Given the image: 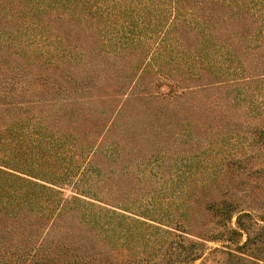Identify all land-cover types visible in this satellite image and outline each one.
I'll use <instances>...</instances> for the list:
<instances>
[{"label":"trees","instance_id":"16d2710c","mask_svg":"<svg viewBox=\"0 0 264 264\" xmlns=\"http://www.w3.org/2000/svg\"><path fill=\"white\" fill-rule=\"evenodd\" d=\"M110 18L128 25L126 30L121 29L123 46L140 42L148 35L155 36L160 43L146 49L145 60L133 84L124 90L125 96H132L134 84L145 68L155 66L154 72H161L165 59L166 75L173 77L170 86L182 92L222 85L241 89V86L256 87L264 83V0H0V232L12 236L18 230L19 238L27 235L23 239L26 249L20 255L21 264H32L31 261L34 264H115L103 256L117 248V224L110 214L102 213L115 214L113 209L75 196L69 201L57 189L37 190L36 182L20 176L37 178L39 153L42 164L53 158L54 170L42 172L56 175L59 185L51 184L60 187L66 184V177L77 175L67 182L76 193H87L90 195L87 197L106 204H109L106 201L114 203L119 185L102 179L92 183L89 160L72 167L69 162L63 165V174H56L65 161L59 149L62 140L69 138L71 123L76 118L75 105L86 97L103 70L99 69L100 60L86 59L90 49L85 45L86 38L107 34L105 21ZM68 26L84 33L85 38L71 46L70 43L50 46V40L37 45L36 30L37 35L45 38L66 36L68 40ZM121 44L118 49H126ZM103 46L98 51H107ZM191 80L196 84H190ZM237 95H242L240 90L232 99L237 100ZM259 103H249L242 113L261 114L257 110ZM104 139L105 136H100L84 144L87 147L82 150L88 149L93 154L104 148ZM236 203L223 200L220 204L211 201L208 205L224 225L231 222L232 215L236 216L234 227L225 230L228 240L258 224L251 218H261L264 222L263 212L251 214L238 209ZM185 208L181 217H186ZM176 223L179 225L178 220ZM74 224L86 226L93 235L82 238V244L53 236L49 240L42 236L37 242L39 228L44 233L50 228L70 233L72 230L68 228ZM258 232L253 239L264 242V224ZM250 240L252 237L247 234L237 250L248 248ZM85 241L88 245H83ZM106 247L108 250H104ZM145 253L155 254L154 251ZM176 255L177 261H181V255ZM201 256V250L192 249L182 257L192 262ZM135 259L129 264H136Z\"/></svg>","mask_w":264,"mask_h":264},{"label":"rangeland","instance_id":"374dc122","mask_svg":"<svg viewBox=\"0 0 264 264\" xmlns=\"http://www.w3.org/2000/svg\"><path fill=\"white\" fill-rule=\"evenodd\" d=\"M90 21L94 22L92 18ZM105 23L107 34L86 38L85 45L90 48L86 59L100 60L99 69L103 70L94 87L75 105L76 118L71 123L69 138L62 140L59 149L65 161L56 174H63L69 162L72 167L89 160L92 183L102 179L119 185L114 203L106 201L109 203L106 204L87 197L90 196L87 193H76L67 182L77 175H69L66 184L56 186L59 185L56 175L42 174L54 170L53 158L42 164L39 153L37 178L20 176L36 182L37 190L57 189L69 201L75 196L113 209L115 214L102 212L110 214L117 224V248L106 247L104 250L108 252L103 255L112 263L129 264L136 257V264H264V242L253 239L264 224L263 219L251 218L258 224L228 240L225 230L234 227L236 216L232 215L231 222L224 225L220 216L208 207L211 201L220 204L231 200L237 202L238 209L251 214L264 213V83L241 89L222 85L182 92L170 86L173 77L166 75L165 59L161 72H154L155 66L145 68L134 84L132 96H125L124 90L133 84L145 60L146 49L160 44L159 39L148 35L140 42L123 46L121 29L126 30L128 25L114 18ZM34 35L37 45L50 40V46L66 43L71 46L85 38L84 33L76 32L72 26L66 32L68 40L66 36L45 38L37 35V30ZM120 44L126 49L119 50ZM101 45L107 51H98ZM190 82L196 84L194 80ZM239 90L242 95L232 99ZM252 92L254 95L250 96ZM252 102H260L257 110L261 114L242 113ZM100 136H105L104 148L93 154L88 149L82 150L84 144ZM189 196L192 198L187 200ZM183 208L186 217L180 216ZM68 229L72 232L50 228L45 234L39 228L37 242L42 236L48 240L53 236L82 244V238L93 235V231L78 224ZM18 232L11 236L1 230L0 264L22 263L20 255L26 249L23 239L27 235L19 238ZM247 234L252 237L249 247L237 250ZM93 242L95 245L96 241ZM192 249L201 250L202 256L192 262L184 260L183 253ZM145 251L155 254L148 256ZM257 252L258 256L254 254ZM176 254L181 255V261H177Z\"/></svg>","mask_w":264,"mask_h":264}]
</instances>
